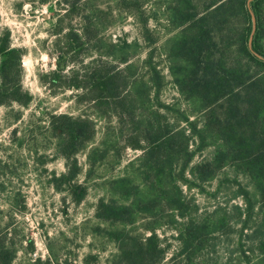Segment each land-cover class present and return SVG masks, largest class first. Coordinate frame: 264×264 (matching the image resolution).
I'll return each mask as SVG.
<instances>
[{
	"label": "trees",
	"instance_id": "trees-1",
	"mask_svg": "<svg viewBox=\"0 0 264 264\" xmlns=\"http://www.w3.org/2000/svg\"><path fill=\"white\" fill-rule=\"evenodd\" d=\"M57 1L66 6L70 4L67 10L74 13L78 12L75 4L82 2L83 11L78 15L83 14V19L92 17L90 26L96 29L113 24L114 21L108 22V19L101 21V17L110 18L115 13L112 8H98V2H114L117 14L131 16L136 15L137 10L150 0ZM263 3L264 0L154 1L157 9L162 8V15L157 13V16L153 11L147 18L158 20L163 17L166 21L163 25L166 37L156 48L167 57L170 66L175 68L181 63L179 67H183L185 79L180 83L175 76L181 97H175L161 106L163 112L153 110L152 120L148 118V113H151L149 108L154 107L151 97L157 95L150 92L151 86L147 85V80H142L143 76H128L137 70L133 54H137L141 46L137 40L107 42L114 53L118 51L117 61L123 66L105 71L100 68L99 73L95 72L89 80L90 88L97 91L94 102L98 101L96 105L102 108L103 115H99L108 118L112 102L109 98L114 100V104L122 109V112L115 111L114 132L118 131L123 138L125 148L141 150L134 160L123 165L121 174L100 182L105 195L121 196L124 202L121 204L101 197L93 214L97 224L103 225V228H98L99 231H104L102 234L106 232L115 242L112 264H161L165 259H170L171 264L183 261L185 264H221V258L215 256L214 260L207 253H213L218 244L215 243L217 235L233 231L228 224L231 219L239 225L240 245L234 250L236 253L233 252L234 258L223 264H264V44L260 42L264 29ZM88 4L89 7L85 8ZM128 5L131 8L135 6L136 11ZM249 9L255 17L250 45L252 15ZM231 29L236 34L235 39ZM4 36L7 39L8 31L4 32ZM72 40L80 43L76 34ZM231 46H239L241 58L246 62L244 65L236 61V65L225 70L221 60L230 53ZM8 47V41L0 43V54L4 55L0 66L3 75L7 70L19 68L16 61L8 64L14 59V50ZM183 59L186 61L184 66ZM181 69L174 70V74L177 75ZM152 73L158 75L156 69ZM120 85L124 88L118 92L116 90ZM76 87L82 86L76 84ZM19 89L17 85L14 91L20 92ZM119 93L126 94L119 95L117 99ZM21 95L23 99H14L27 104L31 96L27 91H22ZM5 99L6 87L2 85L0 105L10 101ZM182 100L187 101L189 110L180 109ZM62 117L69 122L74 121L72 116ZM200 119H203V128L199 125ZM56 128H62V125ZM71 128L75 137V133L81 135L82 129L75 131ZM103 129L97 152L99 158L110 150L112 145L107 144L109 141H120L117 136L108 137L109 126ZM89 131L85 138L89 139L93 134L92 130ZM202 139L208 141L204 144L217 145L218 157L206 162L195 159ZM95 149H88V159ZM230 162L238 172L248 177L252 194L247 188L236 190L233 196L244 193L245 202L244 205L233 204V214L230 211L229 216L221 208L210 214L200 212L194 193L188 192L192 188L202 192L203 184L216 177V170ZM236 179L234 177L233 181ZM72 180L69 179V185ZM216 181L219 186L230 180ZM77 189L83 194L80 186L74 191ZM168 228L174 231L172 236L160 233V230ZM10 234L0 232V264H13L18 246L6 243ZM171 238L177 241L172 252ZM26 242L33 250V240L28 238ZM202 249L207 252L206 255L201 254L199 258L193 256ZM23 264L54 262L51 257H34Z\"/></svg>",
	"mask_w": 264,
	"mask_h": 264
},
{
	"label": "rangeland",
	"instance_id": "rangeland-1",
	"mask_svg": "<svg viewBox=\"0 0 264 264\" xmlns=\"http://www.w3.org/2000/svg\"><path fill=\"white\" fill-rule=\"evenodd\" d=\"M154 1L159 0L148 1L131 16L117 14L114 2H98L100 9L115 10L113 16H102L101 21L108 19L114 23L93 29L89 11L86 14L90 19L78 15L83 11L82 2L75 4L78 12L74 13L67 10L70 4L66 6L57 0H0V43L8 41V49L14 50V59L8 64L16 61L19 65L4 75L0 71V86L6 87L5 100H10L0 105V232L11 233L8 235L11 241L7 238L6 243L18 246L13 264H23L34 257H51L54 264H112L115 242L106 232L99 231L103 225L97 224L93 214L101 197L121 204L124 202L121 196L105 195L100 182L121 174L123 165L134 160L141 150L125 148L123 138L118 131L114 132L115 111L122 112V109L112 98H109L112 101L108 108L110 116L103 118L99 115L102 108L96 105L98 101L94 102L97 91L90 88L89 80L95 72L99 73L100 68L105 71L123 66L117 61L118 51L115 50V54L107 45L109 40H137L141 46L139 52L133 54L137 70L128 76H143L142 80H147V85L151 86L150 92L157 95L151 97L154 107L149 108L148 118L152 120L153 110L163 112L161 106L181 97L174 80L175 76L180 83L185 79L183 67H179L181 63L175 66L176 69L182 68L175 75L174 66H170L167 57L156 48L166 37L163 27L166 21L163 17L158 20L147 18L153 11L162 15V8L157 9ZM88 7L89 4L85 8ZM129 8L136 11L135 6ZM249 12L252 15L250 45L255 17L251 9ZM262 26L264 28V12ZM5 31H8L7 39ZM231 33L235 39L233 29ZM75 34L80 39V46L72 40ZM260 42L264 44V29ZM240 54L239 46H231L230 53L221 60L225 70L236 65V61L245 65ZM3 58L4 55L0 54V66ZM185 64L183 59V66ZM153 69L158 71L157 76L152 73ZM76 84L82 87H76ZM17 85L20 92L14 91ZM123 88L124 85H120L116 91L121 92ZM22 91L31 96L27 104L14 99H23ZM123 94L126 93H119L116 98ZM181 108L189 110L186 100L181 101ZM62 116H72L74 121L69 122ZM60 125L62 128H56ZM199 125L201 128L205 126L203 119L199 120ZM106 126L110 130L108 137L117 136L120 141H109L110 150L99 158L97 152ZM71 127L75 131L82 129L81 135L75 133V137ZM89 130L93 134L88 139L84 135L88 136ZM205 142L208 141H200V149L195 155L198 161L206 162L219 156L217 145L213 147ZM90 147L96 149L88 159ZM214 176L220 181L224 178L230 181L218 186L213 178L203 184L202 192L192 188L188 193H194L200 212L210 214L221 208L229 216L230 211L233 214L232 205H244L246 198L244 193L236 197L233 193L247 188L252 194L253 189L248 184V177L238 172L231 162L219 167ZM234 177H237L236 181H233ZM70 178H73L71 185L68 183ZM78 186L83 194L79 189L74 191ZM228 224L233 231L215 237L218 244L212 254L202 249L193 256L201 257L207 253L214 260L218 256L221 264L233 259V252L240 245L239 225H235L232 219ZM165 232L168 236L174 234L169 228L160 230V233ZM28 238L33 240V250L27 246ZM171 244L172 252L177 241L171 238ZM161 264H171L170 259ZM179 264H185V261Z\"/></svg>",
	"mask_w": 264,
	"mask_h": 264
},
{
	"label": "water",
	"instance_id": "water-1",
	"mask_svg": "<svg viewBox=\"0 0 264 264\" xmlns=\"http://www.w3.org/2000/svg\"><path fill=\"white\" fill-rule=\"evenodd\" d=\"M250 0H248V2H249Z\"/></svg>",
	"mask_w": 264,
	"mask_h": 264
}]
</instances>
